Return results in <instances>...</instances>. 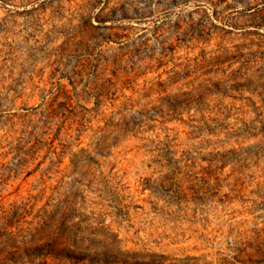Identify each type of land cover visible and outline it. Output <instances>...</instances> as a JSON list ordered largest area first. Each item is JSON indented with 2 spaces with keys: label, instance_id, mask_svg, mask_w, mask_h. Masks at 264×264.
Wrapping results in <instances>:
<instances>
[{
  "label": "rangeland",
  "instance_id": "rangeland-1",
  "mask_svg": "<svg viewBox=\"0 0 264 264\" xmlns=\"http://www.w3.org/2000/svg\"><path fill=\"white\" fill-rule=\"evenodd\" d=\"M0 264H264V0H0Z\"/></svg>",
  "mask_w": 264,
  "mask_h": 264
}]
</instances>
